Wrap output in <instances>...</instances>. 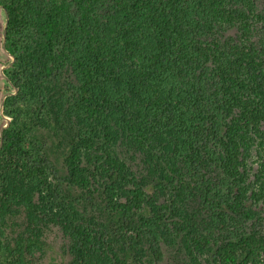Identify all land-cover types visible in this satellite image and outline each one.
Here are the masks:
<instances>
[{
    "label": "trees",
    "instance_id": "16d2710c",
    "mask_svg": "<svg viewBox=\"0 0 264 264\" xmlns=\"http://www.w3.org/2000/svg\"><path fill=\"white\" fill-rule=\"evenodd\" d=\"M0 7L13 58L3 74L16 88L4 100L11 120L0 133V264H38L46 222L71 239V258L60 264H141L145 246L160 260L166 226L148 194L180 193L204 157L227 181L209 194L214 225H237L214 239L172 208L190 264H201L200 255L205 264H264V228L251 203L264 193V173L258 194L243 186L252 142L264 154V15L253 0H0ZM255 25L258 45L249 40ZM224 26L248 42H232L219 33ZM73 52L88 130L66 144L61 174L27 136L36 111L11 107L39 101L42 74ZM120 141L147 155L150 183L115 152ZM11 224L22 230L8 236Z\"/></svg>",
    "mask_w": 264,
    "mask_h": 264
},
{
    "label": "rangeland",
    "instance_id": "374dc122",
    "mask_svg": "<svg viewBox=\"0 0 264 264\" xmlns=\"http://www.w3.org/2000/svg\"><path fill=\"white\" fill-rule=\"evenodd\" d=\"M258 12L264 15V0H253ZM6 16L0 7V106L2 100L15 94L13 85L6 79L3 71L12 63V57L6 52L3 45V28ZM219 33L232 36V42L238 44H246L245 41L249 36L243 35V32L236 26H224L219 29ZM261 36L260 25H255L250 35L254 45L259 44ZM5 43V42H4ZM258 50H259V46ZM74 52L70 53L67 59L59 65V68L52 72L43 73L41 76V98L39 101L25 99L17 101L11 109L23 106L26 111L32 108L36 111L31 124L25 128L29 139L37 140L44 148L48 157L51 159L55 167L62 174L64 171L63 155L66 150V144L75 136L84 134L88 130V120L80 111L78 106V80L73 67ZM208 68V67H207ZM210 78L205 83V92L209 94L214 90L213 79ZM54 79V80H52ZM3 96H5L3 98ZM206 96V95H205ZM201 100L203 98L201 97ZM4 108V107H3ZM220 120V117H218ZM11 118L4 115L0 109V132L6 121L10 122ZM36 124H38L36 126ZM28 127L30 130L28 131ZM115 152L124 159L131 170L139 176L143 177L146 182H151V176L148 174L150 163L147 155L136 149V147L126 141H120L115 145ZM211 151L212 147L209 146ZM256 141L252 142L249 158L246 161V175L244 177L243 186L248 190V194L256 192L258 194L259 179L264 173V154L258 153ZM201 169L198 173L184 175L181 179V185L185 186L183 191L176 193L173 188L164 192L152 190L148 197L153 200V204L162 208V224L167 235L161 237L159 243V252L162 257L160 260L150 256V251L145 246V253L141 257V264H190L186 254L181 247L179 238L174 230V222L176 218L170 213V210H178L182 215L188 214L191 221L199 232L205 233L211 238H222L230 232H233L237 224L233 221L228 222L224 228H216L212 217L211 210L208 208V199L211 189H225L227 181L221 177L216 166L211 160L202 159ZM260 164L263 165L260 169ZM180 184L174 186H180ZM253 209L256 211L255 218L259 220V224L264 228V193L258 199H251ZM166 206L167 208H163ZM20 218L18 223H20ZM22 230V225L11 224L6 229L8 236H13ZM42 240L45 243L43 250L36 253L38 264H60L66 263L70 258L69 246L71 239L69 235L60 227L59 224L46 222L43 226ZM205 255H200L198 260L201 264H205ZM133 264V263H130ZM138 264V263H135Z\"/></svg>",
    "mask_w": 264,
    "mask_h": 264
},
{
    "label": "water",
    "instance_id": "95a60500",
    "mask_svg": "<svg viewBox=\"0 0 264 264\" xmlns=\"http://www.w3.org/2000/svg\"><path fill=\"white\" fill-rule=\"evenodd\" d=\"M5 34H6V20H5V25H4V28H3V45H4V42H5ZM9 54V53H8ZM10 55V54H9ZM11 56V55H10ZM14 90H16V88L14 87ZM5 96H3L4 98ZM3 103H4V99L2 100L1 102V106H0V109H1V112H3ZM8 125V121H6V124L3 126L2 129H4L6 126ZM2 131V130H1ZM1 133V132H0Z\"/></svg>",
    "mask_w": 264,
    "mask_h": 264
},
{
    "label": "flooded vegetation",
    "instance_id": "af4514ba",
    "mask_svg": "<svg viewBox=\"0 0 264 264\" xmlns=\"http://www.w3.org/2000/svg\"><path fill=\"white\" fill-rule=\"evenodd\" d=\"M4 44H5V43H4ZM6 52H7V51H6ZM7 53H8V52H7ZM12 62H13V58H12ZM10 65H11V63L9 64V67H10ZM9 67H8V68H9ZM8 68H7V69H8Z\"/></svg>",
    "mask_w": 264,
    "mask_h": 264
}]
</instances>
